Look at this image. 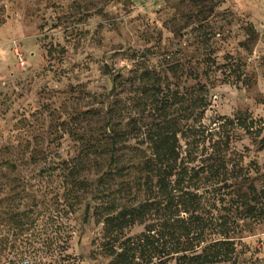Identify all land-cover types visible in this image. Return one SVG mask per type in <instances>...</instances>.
<instances>
[{
	"label": "rangeland",
	"instance_id": "374dc122",
	"mask_svg": "<svg viewBox=\"0 0 264 264\" xmlns=\"http://www.w3.org/2000/svg\"><path fill=\"white\" fill-rule=\"evenodd\" d=\"M201 85L203 127L264 123V0H0V264H108L94 209L143 198L142 132H186ZM234 132L264 174L259 138ZM242 236L264 264V223Z\"/></svg>",
	"mask_w": 264,
	"mask_h": 264
},
{
	"label": "trees",
	"instance_id": "16d2710c",
	"mask_svg": "<svg viewBox=\"0 0 264 264\" xmlns=\"http://www.w3.org/2000/svg\"><path fill=\"white\" fill-rule=\"evenodd\" d=\"M112 81L116 87V76ZM199 88L186 132L177 122L142 132L148 152H140L130 167L139 166L144 174L143 198L124 197L120 205L110 201L94 209L96 222L103 224L100 255L110 259L108 264H254L245 255L242 235L264 223V174L255 162L244 164V155L234 152L232 143L235 129H241L264 146V123L237 113L224 117L217 130L203 127L210 92ZM109 121L107 117L105 131L116 151L118 133ZM110 163L118 164L113 152ZM13 216L22 228L21 216ZM134 226L143 230L128 235Z\"/></svg>",
	"mask_w": 264,
	"mask_h": 264
}]
</instances>
